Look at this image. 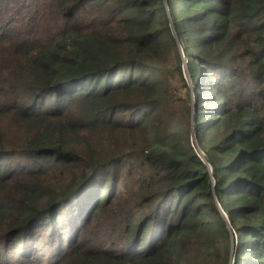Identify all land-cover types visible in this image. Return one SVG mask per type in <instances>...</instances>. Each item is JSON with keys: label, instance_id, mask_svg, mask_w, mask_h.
Wrapping results in <instances>:
<instances>
[{"label": "trees", "instance_id": "obj_1", "mask_svg": "<svg viewBox=\"0 0 264 264\" xmlns=\"http://www.w3.org/2000/svg\"><path fill=\"white\" fill-rule=\"evenodd\" d=\"M167 4L192 108L164 0H0V264H264V0Z\"/></svg>", "mask_w": 264, "mask_h": 264}, {"label": "water", "instance_id": "obj_2", "mask_svg": "<svg viewBox=\"0 0 264 264\" xmlns=\"http://www.w3.org/2000/svg\"><path fill=\"white\" fill-rule=\"evenodd\" d=\"M164 5L166 6V9H167V15H168L169 23H171V28H172L173 33H174L175 41L177 42V44L179 46V49H180V52H181V55H182V58H184V61H185L184 67H183V75L185 76V78H186V80L188 82V85L190 87L191 108H192V105H193L194 100H195V93H194V88H193L192 83H191L190 76H188V71H187V66H186V63H187L188 60H187L186 55H185L184 44H183V41H181L180 38L174 32V26H173L172 19H171V12H170V8H169V6L167 4V0H164ZM192 113H193V111H192ZM191 129H192L191 130V138H190L191 139V146H193V148L196 151V153L202 158L204 163H206L208 168H209V173H210L209 186H210V192H211L212 198H214L213 185L215 183V181H214L215 169L213 167V164L203 154V152L201 151L200 147L198 146V144L196 142L193 124L191 125ZM214 199L216 200V198H214ZM219 207H220V205H219ZM222 214H223V216H225V219L227 220V216L224 214L223 211H222ZM227 222H228V220H227ZM228 228H229V232L231 233V244H230V250H229L230 251V256H229L228 264H233L234 257H235V247H236V242H237V236H236V233L233 231V229L229 226V224H228Z\"/></svg>", "mask_w": 264, "mask_h": 264}, {"label": "rangeland", "instance_id": "obj_3", "mask_svg": "<svg viewBox=\"0 0 264 264\" xmlns=\"http://www.w3.org/2000/svg\"><path fill=\"white\" fill-rule=\"evenodd\" d=\"M181 57H182V55H181ZM184 63H185V61H184V58H183V66H182V67H184ZM186 66H187V63H186ZM192 76L194 77V79H196V78H197V75H196V73H193V74H192Z\"/></svg>", "mask_w": 264, "mask_h": 264}]
</instances>
